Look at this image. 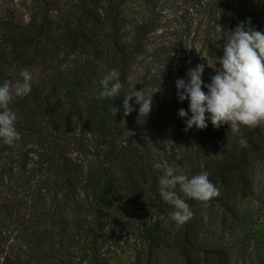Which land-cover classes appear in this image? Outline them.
Segmentation results:
<instances>
[{"label": "trees", "instance_id": "trees-1", "mask_svg": "<svg viewBox=\"0 0 264 264\" xmlns=\"http://www.w3.org/2000/svg\"><path fill=\"white\" fill-rule=\"evenodd\" d=\"M251 1L26 0L24 19L0 0V84L22 80L21 70L32 75L31 92L9 105L21 138L12 146L0 139V264H111L126 250L132 264H158L165 254L180 264H229L201 239L205 213L252 197L264 127L234 133L209 119L206 129L184 131L178 112L189 101L175 82L204 64L209 83L239 23L264 32V5ZM178 31L192 34L189 52ZM112 69L124 88L97 99ZM132 88L152 96L142 124L135 97L123 114ZM165 163L189 177L207 172L219 189L201 202L177 186L193 213L181 226L160 194Z\"/></svg>", "mask_w": 264, "mask_h": 264}, {"label": "clouds", "instance_id": "clouds-1", "mask_svg": "<svg viewBox=\"0 0 264 264\" xmlns=\"http://www.w3.org/2000/svg\"><path fill=\"white\" fill-rule=\"evenodd\" d=\"M228 33L223 44V55L216 57L218 70L207 64L215 72L209 83L203 80L204 64L189 69L187 81L178 78L175 82L179 100L189 101L188 110L182 108L178 112L181 118H186L184 131L193 126L206 129L209 119L213 127L228 125L234 133H239L242 126L250 129L264 127V32L241 22ZM19 75L22 80H16L15 83L6 80L0 84V139L9 146L21 138L15 126L17 116L9 105L14 97L23 98L31 92V73L21 70ZM99 85L102 90L97 99L119 97L124 88L116 69L105 74ZM133 97L140 105L137 122L142 124V118L152 110V96L145 98L142 89H130L123 101L125 116L134 110L129 103ZM111 111L116 116L121 110L113 106ZM129 134L131 136L134 133L129 131ZM239 145L242 148L249 146L246 139H240ZM162 171L160 194L172 206L168 218L177 226L185 224L193 216L189 204L175 191L177 186L187 198L201 202L219 196V189L211 182L207 172L189 177L178 174L180 170L167 163L163 165ZM161 219L165 217L161 216Z\"/></svg>", "mask_w": 264, "mask_h": 264}, {"label": "rangeland", "instance_id": "rangeland-1", "mask_svg": "<svg viewBox=\"0 0 264 264\" xmlns=\"http://www.w3.org/2000/svg\"><path fill=\"white\" fill-rule=\"evenodd\" d=\"M6 1L11 3L19 16L24 19L28 17L26 0ZM250 5H264V0H252ZM182 13H186L185 6L182 7ZM180 21L182 20L177 18V24L175 22L173 25L179 26L178 30L183 31ZM177 34L182 35L178 36V42H182L184 50L189 52L192 34L189 38L181 31ZM176 38L174 36L171 39ZM194 50L198 51L196 47ZM252 191L250 198H236L229 210L218 208L205 213L201 239L209 246L227 253L229 264H264V160L253 169ZM132 262V252L126 250L111 264ZM158 264H180V260L174 255L165 254Z\"/></svg>", "mask_w": 264, "mask_h": 264}]
</instances>
